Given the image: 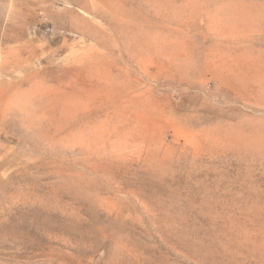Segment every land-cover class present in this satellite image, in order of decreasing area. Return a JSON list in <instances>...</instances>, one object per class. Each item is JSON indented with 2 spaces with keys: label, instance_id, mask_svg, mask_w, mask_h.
<instances>
[{
  "label": "rangeland",
  "instance_id": "rangeland-1",
  "mask_svg": "<svg viewBox=\"0 0 264 264\" xmlns=\"http://www.w3.org/2000/svg\"><path fill=\"white\" fill-rule=\"evenodd\" d=\"M0 264H264V0H0Z\"/></svg>",
  "mask_w": 264,
  "mask_h": 264
}]
</instances>
